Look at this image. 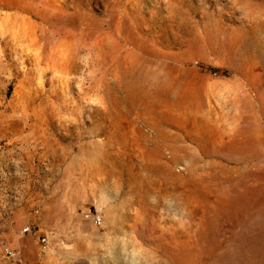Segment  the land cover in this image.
Segmentation results:
<instances>
[{"label": "rangeland", "instance_id": "1", "mask_svg": "<svg viewBox=\"0 0 264 264\" xmlns=\"http://www.w3.org/2000/svg\"><path fill=\"white\" fill-rule=\"evenodd\" d=\"M1 247L264 264V0H0Z\"/></svg>", "mask_w": 264, "mask_h": 264}, {"label": "built area", "instance_id": "2", "mask_svg": "<svg viewBox=\"0 0 264 264\" xmlns=\"http://www.w3.org/2000/svg\"><path fill=\"white\" fill-rule=\"evenodd\" d=\"M93 222L96 226H100L101 225L100 217L99 216L94 217ZM22 232L37 235L39 237L38 230H35L31 225L24 227L22 229ZM39 242L41 244L42 249L43 250L46 249V247H47V236L46 235L40 236ZM0 252L3 255V257H6L8 259H12L15 257L14 252L11 249H9L8 247H1ZM16 264H22V263L18 260Z\"/></svg>", "mask_w": 264, "mask_h": 264}, {"label": "crops", "instance_id": "3", "mask_svg": "<svg viewBox=\"0 0 264 264\" xmlns=\"http://www.w3.org/2000/svg\"><path fill=\"white\" fill-rule=\"evenodd\" d=\"M32 226V225H31ZM19 227H20V225H19ZM15 228V234L16 235H18V236H20L21 235V233L22 234H24V240L26 239V238H28L26 235H33V234H30V233H23L22 232V228ZM26 234V235H25ZM38 235H39V237L40 236H43V235H46L47 236V247H49L48 245H49V235H52L51 233H42L40 230H38ZM33 236H36V238H37V240H39V237L37 236V235H33ZM17 244H18V247H21V246H24L25 245V243H24V241H21V242H17ZM46 247V248H47ZM49 249V248H48ZM25 264H27V263H25ZM35 264H41V261H36L35 262Z\"/></svg>", "mask_w": 264, "mask_h": 264}]
</instances>
